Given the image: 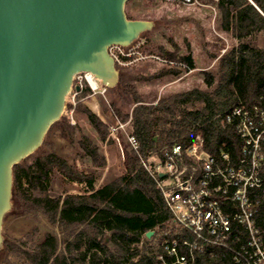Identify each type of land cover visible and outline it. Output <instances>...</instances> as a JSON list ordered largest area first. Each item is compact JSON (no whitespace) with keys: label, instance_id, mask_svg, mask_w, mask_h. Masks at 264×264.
Returning <instances> with one entry per match:
<instances>
[{"label":"trees","instance_id":"16d2710c","mask_svg":"<svg viewBox=\"0 0 264 264\" xmlns=\"http://www.w3.org/2000/svg\"><path fill=\"white\" fill-rule=\"evenodd\" d=\"M199 1L216 7L221 30L231 34L239 44L221 57L217 75L201 72L204 83L213 88L211 91L195 88L156 104H146L135 95L130 134L140 143V154L133 149L125 150L124 173L118 179L97 188L93 174L80 171L57 153L42 149L14 167L15 196L42 210L62 233V243L57 235L49 233L35 246L33 254H26L32 264H163L160 257L167 258L163 246L166 237L153 242L154 237L147 238L146 234L170 222L171 214L141 157L160 154L175 143L187 147L201 136L209 154L219 156L227 152L232 163L240 158L243 141L226 116L239 106L264 109V46L248 42L264 33V0ZM160 55L178 59L187 70L196 68L191 54ZM165 73L178 75L179 71ZM118 89H127L124 75ZM89 93L88 89L82 91V96ZM85 113L100 140L106 141L110 127L90 109ZM78 143L94 165H106L98 145L89 136L82 135ZM54 172L84 184L86 192L52 197L49 187ZM257 222L264 227V194ZM230 244L237 247L236 241ZM233 253L230 249H208L197 255L194 264H236ZM9 255V248L2 250L0 264H5Z\"/></svg>","mask_w":264,"mask_h":264},{"label":"rangeland","instance_id":"374dc122","mask_svg":"<svg viewBox=\"0 0 264 264\" xmlns=\"http://www.w3.org/2000/svg\"><path fill=\"white\" fill-rule=\"evenodd\" d=\"M126 13L129 19L154 23L150 31L143 33L126 49H132L139 54H134L126 63L117 62L120 82L124 75L127 89L120 90L118 86L108 88L99 82L100 91L94 92L84 81L81 91L76 94L75 86L79 85V79H75L73 90L67 96L64 113L58 121L65 125L60 126L58 122L53 124L42 146L30 155L39 154L40 149L42 152H55L80 171L93 174L97 188L118 179L124 173L125 150H132L127 134L131 131L135 97H139L146 104H156L163 98L195 88L213 90L204 83L201 72L208 71L217 75L221 57L239 44L231 34L221 30L216 7L199 0L194 5L183 4L178 0H129ZM248 42L263 47L264 33ZM163 52L177 56L191 54L196 68L187 70L178 59L160 55ZM158 57L168 62L165 63ZM167 70H177L179 73L166 74ZM87 89L90 93L83 97L82 91ZM86 109L96 113L110 127V131L118 122L127 124L126 131H107L106 141H101L88 121ZM82 135L89 136L98 145L106 165L96 166L85 155L78 143ZM147 160L152 162L153 158L148 156ZM49 189L52 197L86 192L84 184L72 182L58 172L53 173ZM177 230L176 225L168 222L154 232L151 238L154 237L153 242L159 241L162 236L172 238ZM2 232L4 249L9 248L10 251L5 264H32L25 258L26 254H33L35 246L49 233L57 235L62 243L61 230L50 223L42 210L15 196L14 191L12 209L4 219Z\"/></svg>","mask_w":264,"mask_h":264},{"label":"water","instance_id":"95a60500","mask_svg":"<svg viewBox=\"0 0 264 264\" xmlns=\"http://www.w3.org/2000/svg\"><path fill=\"white\" fill-rule=\"evenodd\" d=\"M128 1L0 0V252L14 167L60 120L75 77L89 73L117 87L120 71L110 48L129 47L153 28L152 21L128 18Z\"/></svg>","mask_w":264,"mask_h":264},{"label":"built area","instance_id":"2783aa9c","mask_svg":"<svg viewBox=\"0 0 264 264\" xmlns=\"http://www.w3.org/2000/svg\"><path fill=\"white\" fill-rule=\"evenodd\" d=\"M178 1L198 4V0ZM126 49L129 47L110 48L116 63H126L139 54ZM75 79H79L80 91L84 81L92 91H100V81L89 73H80ZM80 91L76 90V94ZM226 121L235 126L243 141L236 163H232L227 152L219 156L209 154L201 136L187 147L175 143L160 154L150 155L152 162L141 157L162 193L171 214L170 222L178 228L172 238L166 237L163 242L167 255L160 257L163 264H194L198 254L215 248L233 251L236 264H264V227L257 222L264 194V109L235 107ZM126 125L118 122L111 127V133L126 131ZM127 138L131 148L140 154L136 137L128 133ZM182 235L186 237L179 238ZM231 241H236L237 247Z\"/></svg>","mask_w":264,"mask_h":264},{"label":"bare ground","instance_id":"6f19581e","mask_svg":"<svg viewBox=\"0 0 264 264\" xmlns=\"http://www.w3.org/2000/svg\"><path fill=\"white\" fill-rule=\"evenodd\" d=\"M88 79L90 80V82H92V84H94V80H92V78L88 75Z\"/></svg>","mask_w":264,"mask_h":264}]
</instances>
